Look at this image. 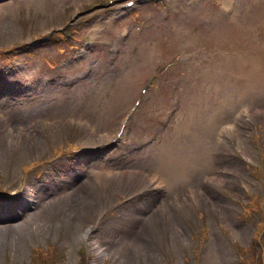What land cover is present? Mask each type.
Segmentation results:
<instances>
[{
    "label": "rangeland",
    "instance_id": "374dc122",
    "mask_svg": "<svg viewBox=\"0 0 264 264\" xmlns=\"http://www.w3.org/2000/svg\"><path fill=\"white\" fill-rule=\"evenodd\" d=\"M125 2L0 0V264H259L264 0Z\"/></svg>",
    "mask_w": 264,
    "mask_h": 264
},
{
    "label": "bare ground",
    "instance_id": "6f19581e",
    "mask_svg": "<svg viewBox=\"0 0 264 264\" xmlns=\"http://www.w3.org/2000/svg\"><path fill=\"white\" fill-rule=\"evenodd\" d=\"M260 7H261V6H259V8H260ZM254 14H255V13H254ZM258 16H260V13H259ZM251 17H254V15H252ZM252 19H254V18H252ZM257 19H258V17H257ZM247 20H248V19H247ZM247 20H246V21H247ZM243 21H244V20H243ZM249 21H250V20H249ZM247 22H248V21H247ZM254 22H255V21H253V23H254ZM245 23H246V22L244 21V24H245ZM249 23H250V22H249ZM241 24H243V23H241ZM241 24H240V25H241ZM256 25H257V23H256ZM256 25H255V26H256ZM247 26H249V24H248ZM247 26H246V27H247ZM250 26H252V25H250ZM257 26H258V25H257ZM98 28H99V26L95 27L94 30L97 31ZM248 28H249V27H248ZM259 28H260V27H259ZM261 28H262V27H261ZM244 29H245V28H244ZM252 29H253V26H252ZM235 30H236V29H235ZM226 31H227V30H226ZM245 31H247V30H245ZM252 31H253V30H252ZM259 31H260V30H259ZM259 31H258V32H259ZM237 32H238V29H237ZM250 32H251V31H250ZM226 33H227V32H226ZM246 33H247V32H246ZM248 33H249V32H248ZM251 33H252V32H251ZM251 33H250V34H251ZM254 33H255V32H254ZM261 33H262V31H261ZM261 33H259V35H260ZM232 34H233V33H232ZM236 34H237V33H236ZM238 34H239V33H238ZM255 34H256V33H255ZM262 34H263V33H262ZM233 35H234V34H233ZM228 37H229V36H228ZM229 38H230V37H229ZM226 39H227V38H226ZM227 41H228V40H227ZM229 41H230V40H229ZM263 53H264V52H263ZM235 59H238V58L235 57V58L233 59L234 62H235ZM261 59H262V58H261ZM236 61H237V60H236ZM239 63H240V62H239ZM200 83H201V82H200ZM202 93H203V92H202ZM201 96H203V95H201ZM198 97H199V96H198ZM201 98H202V97H201ZM201 98H200V99H201ZM203 98H204V97H203ZM205 99H206V96H205ZM198 100H199V99H198ZM194 101H195V100H194ZM200 101H201V100H200ZM200 101H199V102H200ZM197 102H198V101H197ZM197 102H196V103H197ZM203 102H204V101H203ZM194 105H195V104H194ZM213 105H214V104H213ZM190 106H191V104H190ZM197 106H198V105H197ZM200 106H202V104H201ZM214 106H215V105H214ZM214 106H213V107H214ZM259 106H260V105H259ZM259 106H258V107H259ZM202 107H203V106H202ZM200 108H201V107H200ZM194 109H195V107H194ZM196 109H197V108H196ZM202 109L204 110V108H202ZM195 111H196V110H195ZM201 111H202V110H201ZM202 112H203V111H202ZM192 113H193V112H192ZM193 114H194V113H193ZM193 114H192V115H193ZM196 116H197V115H196ZM198 117H199L198 120H200L201 117H203V116H200V115H199ZM192 119H193V118H192ZM192 119H191V121H192ZM194 119H195V118H194ZM194 119H193V120H194ZM188 120H189V119H188ZM195 120H196V119H195ZM189 122H190V120H189ZM189 122H187V123H189ZM187 123H186V124H187ZM190 124H191V123H190ZM192 125H193V124H191V126H192ZM188 126H189V125H188ZM188 126H186V127L188 128ZM91 143H92V142H91ZM174 146H175V145H174ZM179 146H180V145H179ZM179 146H178V147H179ZM171 147H172V146H171ZM182 147H183V146H182ZM173 149H176V148H173ZM173 149H171V151H172ZM182 149H183V148H182ZM184 149H185V148H184ZM176 150H177V149H176ZM178 150H180V149H178ZM180 151H181V150H180ZM168 152H169V151H168ZM172 152H173V154H174V150H173ZM175 152H176V151H175ZM182 152H183V151H182ZM184 152H185V151H184ZM177 153H180V152H177ZM173 154H172V155H173ZM172 155L169 154V155H168V158H171ZM178 155H179V154H178ZM178 155H177V156H178ZM173 156H174V155H173ZM202 158H204V157L202 156ZM173 161H174V160H172V159L169 160V164H170L171 162H173ZM186 161H187V160H186ZM186 161H185V162H186ZM186 163H187V162H186ZM183 164H185V163H183ZM188 164H189V163H187V166H188ZM191 164H192V163H191ZM193 164H194V163H193ZM208 164H209V163H208ZM211 164H212V163H211ZM193 166H194V165H193ZM208 166H209V165H208ZM183 167H184V166H183ZM188 167H189V166H188ZM186 168H187V167H186ZM186 168H185V169H186ZM158 169H159V167H158ZM185 169H184V170H185ZM191 169H192V168L190 167V170H191ZM182 170H183V169H181V173H182V172L184 173L185 171H184V170L182 171ZM188 170H189V168H188ZM186 171H187V170H186ZM173 172H174V171H173ZM176 172H177V171H176ZM176 172H175V173H176ZM176 174H177V173H176ZM178 174H179V173H178ZM97 175H98V174H97ZM161 178H162V177H161ZM186 179H187V178H186ZM162 180H163V179H162ZM185 181H186V180H185ZM187 181H188V180H187ZM181 183H182V182H181ZM182 184H183V183H182ZM184 192H185V191H184ZM198 192H199V191H198ZM185 194H186V193H185ZM176 196H177V195H176ZM200 196H201V195H200ZM85 234L88 235V232L86 231ZM90 236H91V235H90ZM91 244H92V247H93V250H94L93 252H95L97 255L100 256V255L102 254V252H103V248H101L99 245H97V243H96L95 241H92ZM98 244H99V243H98ZM97 259H98V258H97Z\"/></svg>",
    "mask_w": 264,
    "mask_h": 264
},
{
    "label": "trees",
    "instance_id": "16d2710c",
    "mask_svg": "<svg viewBox=\"0 0 264 264\" xmlns=\"http://www.w3.org/2000/svg\"><path fill=\"white\" fill-rule=\"evenodd\" d=\"M261 246L264 249V244H262V242H261ZM252 249H255L257 252H260V250H261V249L256 248L255 246ZM262 252H264V250ZM257 260H258L259 264H264V254H262L261 257L258 258Z\"/></svg>",
    "mask_w": 264,
    "mask_h": 264
}]
</instances>
